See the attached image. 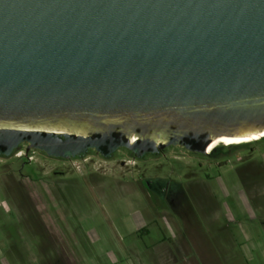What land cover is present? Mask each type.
I'll return each instance as SVG.
<instances>
[{"label": "water", "instance_id": "water-1", "mask_svg": "<svg viewBox=\"0 0 264 264\" xmlns=\"http://www.w3.org/2000/svg\"><path fill=\"white\" fill-rule=\"evenodd\" d=\"M0 127L66 160L264 134V0H0Z\"/></svg>", "mask_w": 264, "mask_h": 264}, {"label": "rangeland", "instance_id": "rangeland-1", "mask_svg": "<svg viewBox=\"0 0 264 264\" xmlns=\"http://www.w3.org/2000/svg\"><path fill=\"white\" fill-rule=\"evenodd\" d=\"M226 146L0 156V264H264V140Z\"/></svg>", "mask_w": 264, "mask_h": 264}, {"label": "bare ground", "instance_id": "bare-ground-1", "mask_svg": "<svg viewBox=\"0 0 264 264\" xmlns=\"http://www.w3.org/2000/svg\"><path fill=\"white\" fill-rule=\"evenodd\" d=\"M19 128H24V129H27V130H31V127H22V126H18ZM44 128H37V129H34V130H42ZM58 133L57 134H62L64 133V131L62 130H58L57 131ZM264 138V134H254L253 136H246V137H243V138H227V137H222V138H218L217 140H215L211 145V149L221 145V144H225V145H238V144H249L251 142H255V141H259L260 139ZM132 142L136 141V138H133L131 140ZM209 147V148H210ZM208 148V149H209ZM208 149H207V152H208ZM206 152V153H207Z\"/></svg>", "mask_w": 264, "mask_h": 264}, {"label": "flooded vegetation", "instance_id": "flooded-vegetation-1", "mask_svg": "<svg viewBox=\"0 0 264 264\" xmlns=\"http://www.w3.org/2000/svg\"><path fill=\"white\" fill-rule=\"evenodd\" d=\"M0 130H2V128L0 127ZM22 146H25L26 147V149H27V151L26 152H29L30 150L28 149L29 148V144H27V143H25V144H23V145H21L20 147H22ZM19 147V148H20ZM219 146H217V147H215V148H213V149H211V147L208 149V152H207V154H214L218 149H216V148H218ZM216 149V150H215ZM120 150H123V149H119L117 152H119ZM127 150V149H126ZM91 151H94V150H91ZM129 151V150H128ZM15 152L16 151H14V153L12 154V155H15ZM90 152V151H89ZM94 152H96V151H94ZM116 152V153H117ZM130 152V151H129ZM161 152H162V150H161ZM97 153V152H96ZM116 153H114L113 155H112V157L116 154ZM132 153V152H131ZM99 154V153H98ZM100 155V154H99ZM134 156H136L135 154H134ZM147 156V155H146ZM69 160H71V159H69ZM49 211V208H48V210H46V212H48Z\"/></svg>", "mask_w": 264, "mask_h": 264}, {"label": "trees", "instance_id": "trees-1", "mask_svg": "<svg viewBox=\"0 0 264 264\" xmlns=\"http://www.w3.org/2000/svg\"><path fill=\"white\" fill-rule=\"evenodd\" d=\"M263 140H264V138L260 139L259 141H255V142H253V143H257V142H260V141H263ZM250 144H251V143H249V144L247 143V144L230 145V146L228 145V146H226V147H233V146H236V147L239 146V147H240V146H243V145H250ZM222 147H225V146H222ZM216 149H218V148H216ZM216 149H215V150H216Z\"/></svg>", "mask_w": 264, "mask_h": 264}, {"label": "built area", "instance_id": "built-area-1", "mask_svg": "<svg viewBox=\"0 0 264 264\" xmlns=\"http://www.w3.org/2000/svg\"><path fill=\"white\" fill-rule=\"evenodd\" d=\"M19 156H20V154H19Z\"/></svg>", "mask_w": 264, "mask_h": 264}]
</instances>
